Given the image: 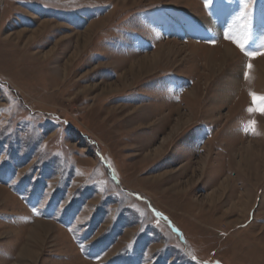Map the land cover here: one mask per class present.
<instances>
[{
	"label": "rangeland",
	"instance_id": "1",
	"mask_svg": "<svg viewBox=\"0 0 264 264\" xmlns=\"http://www.w3.org/2000/svg\"><path fill=\"white\" fill-rule=\"evenodd\" d=\"M250 51L264 0H0V264H264Z\"/></svg>",
	"mask_w": 264,
	"mask_h": 264
},
{
	"label": "bare ground",
	"instance_id": "2",
	"mask_svg": "<svg viewBox=\"0 0 264 264\" xmlns=\"http://www.w3.org/2000/svg\"><path fill=\"white\" fill-rule=\"evenodd\" d=\"M209 20V19H208ZM211 20V19H210ZM261 20L260 18L258 19V21ZM263 20V19H262ZM203 22V20H202ZM223 22H224V19H220L216 22H212V21H204V25H205V28L209 29L212 31V34H215L216 32H218L217 30L223 25ZM227 22V21H226ZM180 31L186 33L187 35L191 36V37H195V36H199V35H202L201 31L198 30L194 23L189 21L188 19H186V22L184 24L181 25L180 27ZM210 31V32H211ZM220 31V30H219ZM229 51V50H228ZM227 54V53H225ZM142 62V61H141ZM145 62V60H144ZM147 63V62H146ZM133 68L130 66L128 67V71L129 70H132ZM167 114H165V117H167ZM164 116V115H163ZM164 119V118H163ZM161 121V120H159ZM164 142L162 141L159 146H155L154 149H153V152L152 153H158L160 150V148L163 146Z\"/></svg>",
	"mask_w": 264,
	"mask_h": 264
},
{
	"label": "snow or ice",
	"instance_id": "3",
	"mask_svg": "<svg viewBox=\"0 0 264 264\" xmlns=\"http://www.w3.org/2000/svg\"><path fill=\"white\" fill-rule=\"evenodd\" d=\"M211 4H212V0H204L205 7H209ZM244 7L248 8L249 4L246 2ZM224 36H225L226 39H231V36H230V34L228 32H225ZM210 42L215 44L214 40L210 41ZM236 43H237V46L241 49V51H244L245 44L247 43V40H245L243 42L237 40ZM246 54L249 57H256V56H259V55H264V51H261V52L250 51V52H247ZM248 67L251 68V64H249ZM245 75H247V74H245ZM252 95H253V100L254 101L257 100V99H264V97H257L255 93H253ZM260 111L264 112V108H261ZM252 123H255V122L253 121ZM33 211H36L35 207L33 208ZM157 215H161V214L157 213ZM193 259H195V257H193Z\"/></svg>",
	"mask_w": 264,
	"mask_h": 264
}]
</instances>
